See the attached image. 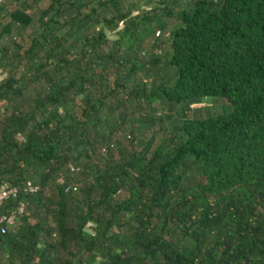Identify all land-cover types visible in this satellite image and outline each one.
<instances>
[{"label":"trees","instance_id":"trees-1","mask_svg":"<svg viewBox=\"0 0 264 264\" xmlns=\"http://www.w3.org/2000/svg\"><path fill=\"white\" fill-rule=\"evenodd\" d=\"M4 185L0 264H264V0H2Z\"/></svg>","mask_w":264,"mask_h":264},{"label":"built area","instance_id":"built-area-1","mask_svg":"<svg viewBox=\"0 0 264 264\" xmlns=\"http://www.w3.org/2000/svg\"><path fill=\"white\" fill-rule=\"evenodd\" d=\"M2 0H0V3ZM72 170H74L72 168ZM38 190V187L32 183H27L23 188L25 193H34ZM20 193V189L17 187H10L4 185L0 190V208L1 206L11 199H17ZM25 211V205L20 204L17 208L9 211L8 213H0V231L5 232L8 226H12L17 221L18 217L21 216Z\"/></svg>","mask_w":264,"mask_h":264}]
</instances>
